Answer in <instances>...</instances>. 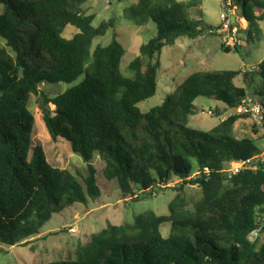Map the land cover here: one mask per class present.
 <instances>
[{"label": "trees", "instance_id": "trees-1", "mask_svg": "<svg viewBox=\"0 0 264 264\" xmlns=\"http://www.w3.org/2000/svg\"><path fill=\"white\" fill-rule=\"evenodd\" d=\"M87 1L0 0V243L26 245L53 214L96 199L100 191L91 161L98 155L104 178L114 180L131 202L177 182L168 212L109 225L78 247L73 260L44 264H264V239L250 238L264 232V169L225 173L227 162L262 156L255 141L264 136L233 135L234 123L249 113L231 114L208 131L188 125L198 97L230 109L251 98L264 130V60L244 72H193L143 113L137 104L157 88L155 55L179 37L195 39L216 27L189 17L201 0H136L125 9L126 18L137 26L153 23L155 33L139 46L127 75L121 70L125 49L116 37L106 45L93 43L114 27V19L94 26L95 15L81 9ZM223 3L240 7L247 27L239 33L251 40L261 36L264 0ZM67 26L76 30L70 37L64 35ZM239 76L244 86L234 83ZM80 77L52 98L39 88L70 85ZM32 95L40 97L50 138L66 140L87 163L84 187L68 170L49 164L40 145L32 146ZM186 186L201 192L191 207ZM164 224L166 237L160 232Z\"/></svg>", "mask_w": 264, "mask_h": 264}, {"label": "rangeland", "instance_id": "rangeland-1", "mask_svg": "<svg viewBox=\"0 0 264 264\" xmlns=\"http://www.w3.org/2000/svg\"><path fill=\"white\" fill-rule=\"evenodd\" d=\"M187 2L189 0H177ZM136 3V0H88L81 6L83 12L94 14L93 25L97 26L102 20L114 19L115 24L104 36L96 38L93 43L106 45L113 37L125 49L122 58L121 70L124 74H130L126 70L129 62L138 55L139 46L145 43L155 33V25L147 22L137 26L125 16V9ZM0 3V14L3 10ZM189 17L199 20L202 27H216V32L206 31L195 39L179 37L173 45L164 46L159 54L155 55L153 62H158L156 70L157 88L155 94L137 104L141 112H147L159 105L166 95L172 93L186 76L197 71H223L240 70L242 72L252 70L264 60V20L260 22L261 36L253 40L247 38L244 30L246 21L239 17L240 7L228 8L223 0H201L197 7L188 10ZM235 17L234 25L236 37L231 44L223 43L219 32L222 23L221 15ZM76 30L67 26L64 32L70 37ZM259 39V40H258ZM224 44L233 48L229 53L222 52L220 46ZM236 48V50L234 49ZM76 81L67 84H42L39 86L48 97L63 92ZM237 86H244L241 76L234 80ZM256 83L252 85L254 88ZM248 88L252 93L253 88ZM251 95V94H250ZM40 97H30L28 109L32 113L34 121L31 133L32 146L40 145L44 151L46 160L54 167L68 170L81 185L88 175L87 163L73 153L69 143L63 138L52 140L43 123ZM255 103V102H254ZM195 114L188 119V125L192 128L208 131L227 116L238 113L235 109L226 108L223 104L213 99L198 97L194 101ZM258 107V105L255 103ZM250 111L248 118L238 119L233 126V135L237 139L264 136V130L260 125V109ZM52 109V106L49 107ZM262 152L264 159V138L255 141ZM95 170L96 185L100 191L99 196L88 199L85 204L74 203L62 211L53 214L42 226L39 233L27 238L26 245L16 244L8 246L0 243V264H44L58 260H73L76 257L78 247L90 242L93 234L99 233L109 225H121L130 223L138 214L152 212L155 215H165L168 212V204L175 196L173 187L156 191L144 199L131 202L129 198H123L114 180L108 181L103 176L104 163L98 155L91 161ZM177 185V182H172ZM184 195L188 207H191L201 196L200 189L196 186H186ZM161 235L166 237L169 233V225L164 224L160 229ZM258 238L259 243L264 239L263 233H254L251 239Z\"/></svg>", "mask_w": 264, "mask_h": 264}, {"label": "built area", "instance_id": "built-area-1", "mask_svg": "<svg viewBox=\"0 0 264 264\" xmlns=\"http://www.w3.org/2000/svg\"><path fill=\"white\" fill-rule=\"evenodd\" d=\"M221 18L222 23L218 28L220 35L222 36V41L223 43L231 44L236 37L235 30L231 27L230 23L232 15L229 14L225 16V14H223L221 15ZM255 106L256 105L251 98H246L237 108L234 109L238 111V113H249L250 111L254 112L256 110ZM258 165L264 169V159H262L261 156L235 162H227L225 165V173L228 177H231L245 170H255ZM168 186L174 187V183L171 182L168 184Z\"/></svg>", "mask_w": 264, "mask_h": 264}, {"label": "water", "instance_id": "water-1", "mask_svg": "<svg viewBox=\"0 0 264 264\" xmlns=\"http://www.w3.org/2000/svg\"><path fill=\"white\" fill-rule=\"evenodd\" d=\"M231 21H232V23H234V21H235V17L234 16H232ZM234 49L236 50V48H234Z\"/></svg>", "mask_w": 264, "mask_h": 264}]
</instances>
